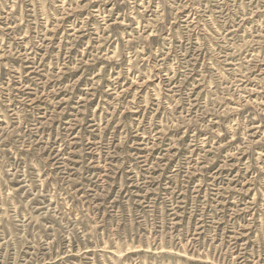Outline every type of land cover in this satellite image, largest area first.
<instances>
[{
    "label": "rangeland",
    "instance_id": "374dc122",
    "mask_svg": "<svg viewBox=\"0 0 264 264\" xmlns=\"http://www.w3.org/2000/svg\"><path fill=\"white\" fill-rule=\"evenodd\" d=\"M264 0H0V264H264Z\"/></svg>",
    "mask_w": 264,
    "mask_h": 264
},
{
    "label": "snow or ice",
    "instance_id": "6c2138e0",
    "mask_svg": "<svg viewBox=\"0 0 264 264\" xmlns=\"http://www.w3.org/2000/svg\"><path fill=\"white\" fill-rule=\"evenodd\" d=\"M262 178H264V177H262Z\"/></svg>",
    "mask_w": 264,
    "mask_h": 264
}]
</instances>
